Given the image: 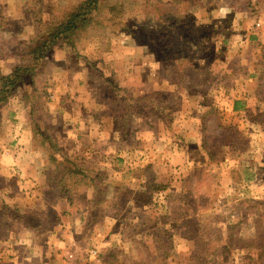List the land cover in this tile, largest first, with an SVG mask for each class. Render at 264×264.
Returning a JSON list of instances; mask_svg holds the SVG:
<instances>
[{
  "label": "rangeland",
  "instance_id": "374dc122",
  "mask_svg": "<svg viewBox=\"0 0 264 264\" xmlns=\"http://www.w3.org/2000/svg\"><path fill=\"white\" fill-rule=\"evenodd\" d=\"M79 1L25 0L21 6L1 5L6 18H23V27L14 25L13 30L30 27L38 32L40 18L61 16ZM123 1L131 30L128 25L110 37L84 41L77 51L64 44L68 49L64 53L62 44L57 46L31 85L36 90L33 99L28 96L27 100L21 90L0 106V264L17 249L20 230L27 226L39 227V241H46L54 227L59 235H65L64 230L77 235L78 230V238L69 245V264H81L94 251L98 254L94 264H201L200 256L206 264H264L258 250L264 238V85L251 118L240 127L233 123L225 92L234 76H242L247 60L234 52L251 47L248 0H188L186 4L162 0L187 22L177 32L155 16L147 20L146 0ZM254 15V29L264 32V7ZM219 33H226L228 39ZM13 35L11 39L0 36V70L5 75L30 42L22 39L23 34ZM253 45L264 50V40H254ZM58 48L61 52H56ZM257 67L259 83L264 52ZM155 74L160 81L177 84L176 88L171 93H153L158 87L150 75ZM247 84L250 92L251 84ZM186 93L192 100L185 104ZM199 96L203 99L196 103ZM186 113L195 118L193 131L181 137L175 134V125L181 130ZM219 113L228 119L219 120ZM165 114L170 116L168 122L148 118L164 120ZM34 120L44 122L48 134L80 166L94 169L97 185L82 184L64 193L48 179L33 185L17 172L22 162L30 161L39 168L34 170L35 177L40 178L41 172L48 175V156L34 148ZM166 125L169 133L164 132ZM234 125L242 133L231 136L222 129ZM20 134L22 143L29 140L31 152H11ZM214 138L223 148L214 151L223 152L220 160L197 171L187 163L176 167L179 157L170 155L175 149L178 154L183 148L192 152L193 145L204 139L209 146L215 145ZM102 147L108 150L106 160L104 155L92 157L86 151ZM233 168L242 183L230 178ZM140 178L177 183L150 196ZM36 191L51 203L44 215L23 199ZM19 195L22 198L16 203L7 200ZM230 226L234 227L230 230ZM232 233L235 246L223 255Z\"/></svg>",
  "mask_w": 264,
  "mask_h": 264
},
{
  "label": "trees",
  "instance_id": "16d2710c",
  "mask_svg": "<svg viewBox=\"0 0 264 264\" xmlns=\"http://www.w3.org/2000/svg\"><path fill=\"white\" fill-rule=\"evenodd\" d=\"M174 1L186 4L188 0ZM254 4L260 5L262 1L258 3V0H255ZM125 9L123 0H81L76 4L73 3V5L61 16H53L48 20L40 18L38 21L40 32L38 31L39 33L32 37L29 44L21 50L18 63L11 73L5 75L0 70V106L8 103V101L21 90L24 91L23 94L27 100H29L28 96L33 99L32 96L35 95L36 90L31 88V85L33 84L34 86L36 78L42 73L41 70L47 67L48 60L57 46L67 44L72 47L74 51H77L79 44H83L84 41L100 38L102 36L110 37L109 35L112 32L113 35L115 32L122 30L128 25L131 30L132 26H130L129 23L126 24L130 19L126 16ZM144 9L146 11L145 15L147 20L153 19L155 16V18H158V22L162 23L163 26L169 28L171 31L177 32L182 24L187 25V22L184 21L181 16L176 17L170 12L167 5L163 3L162 0H146ZM251 9L254 13V11L259 12L261 8L251 7ZM1 17L2 12H0V19ZM132 33L134 34L135 32ZM186 38H188V36H186ZM194 45L196 48H199L196 42H194ZM263 77L264 70H261L258 74L259 85L257 96L259 89H262L264 85ZM32 107L34 106H30L31 111ZM138 114H140L139 117L147 116L146 113L142 112H138ZM32 125V139L35 143V150L38 151L42 149L48 156V162H45L46 171L48 172V181L54 182L64 193H71L72 187H78L82 184L97 185V175L93 172L94 169L80 166L76 159L64 152L56 140L48 134L44 122L42 123L41 121L34 120ZM222 129L225 132H229L231 136L240 134L236 128L231 126H223ZM208 137L213 138L214 136L208 135ZM213 141L215 145L207 147L212 150L210 151V155L216 160L220 158L223 152H221V154H215L214 151H221L223 148H221L222 146H218L216 138H214ZM253 177L254 176L248 178V180ZM233 179L241 181V178L238 179L235 175ZM164 187L165 186H161V184H156L155 190L162 191ZM233 227L234 226H230V230ZM26 229L36 230L37 228L27 226ZM234 238L232 233L231 238L223 249V255L227 253L231 247L235 246L232 242ZM263 241L264 238L262 239V244L258 247V250L261 252L259 255L260 258L264 255ZM216 251H212V253H216ZM207 253L208 252H205L204 254L207 256ZM199 258L200 260L202 259L201 264H206L204 263L203 256ZM178 264H182V262Z\"/></svg>",
  "mask_w": 264,
  "mask_h": 264
},
{
  "label": "crops",
  "instance_id": "0c3cea01",
  "mask_svg": "<svg viewBox=\"0 0 264 264\" xmlns=\"http://www.w3.org/2000/svg\"><path fill=\"white\" fill-rule=\"evenodd\" d=\"M25 0H6L5 2H3V0H0V12L3 13V16L0 19V36L4 37V39H11L13 38V34H16L17 36H21L23 34L24 37H22V39L29 41L32 37H34L38 32L36 31L35 28L30 29H22L23 24H25L23 22V18H21L20 16L18 17H8L6 18L5 15V10L3 9L2 5H6V4H11V5H15V6H21L22 2ZM3 2V4H2ZM261 1L258 0V3H260ZM255 0H248V46L250 44V48L242 51V49H238L236 50L234 53H236L237 55H241L242 57H244L245 59H247L244 63V67L242 69V76L236 75L234 76V79H232L233 81L231 83L226 84V88H225V92L226 95L229 96V105H230V113L233 115L232 119H233V123L235 125H237L238 127H240V125L244 122H248V117L251 115V111L253 109V107L257 106V89H258V81L255 79L256 77V72L258 70L257 67V63L260 60V58L263 55L264 50H261L259 47H256L257 45H253L254 40L260 41V40H264V32L260 33L258 31H256L254 29V25H255V20L256 17L254 15V13L252 12L251 7L254 8H261L264 7L262 4H254ZM2 4V5H1ZM260 16V14H259ZM260 18V17H258ZM261 19V18H260ZM214 21L220 22L221 20L219 18H214ZM222 23V21H221ZM220 23V24H221ZM38 24V22L36 23ZM21 26L20 28L13 30V26ZM30 25L35 26L34 23H30ZM36 27V26H35ZM221 35H225L224 37L227 38L226 33H219ZM260 38V40H259ZM17 39H21V37L17 38ZM60 50L63 51L64 53H67V47L62 44L60 46ZM59 48L57 49L56 52L60 51ZM60 51V52H61ZM55 60L57 61V58L55 57ZM18 63V62H17ZM14 64V67L17 65ZM82 65V64H81ZM14 67H12L11 71L14 69ZM11 73V72H10ZM153 76V80L154 78H156V82H154L158 88H154L153 93L157 92V91H163L165 93H171L172 89L176 88L175 83L169 82V81H160L159 78L157 77V75H150ZM169 80V79H166ZM239 81H241L242 83H240ZM251 84V91H248V84ZM53 91V90H52ZM242 93H244V95H242ZM152 94V93H151ZM150 95V94H149ZM199 99H203L201 98V96H199L196 100V103H199ZM183 101H185V104L187 101L192 100L190 95L186 93V96L182 99ZM183 104V105H185ZM164 108H170V106L168 104H164ZM186 107H188V104L186 105ZM171 110V108H170ZM182 110V109H181ZM212 110V108L210 109V111ZM209 112V111H208ZM207 112V113H208ZM205 115V114H204ZM220 115V117H219ZM218 117L220 119H228L225 117L224 114H220L219 113ZM182 116H184L183 118L185 120H183L180 124L181 130H178L177 128V124L176 126V133L175 134H179L181 137L184 135L183 133H187V132H191V125L195 118L194 116H188V114H182ZM142 117H146V116H142ZM164 120L160 117H156V116H149L148 118H154L155 122L159 121L161 123H163L162 121L168 122V118L170 117L167 114H165L164 116ZM147 118V117H146ZM187 118V119H186ZM245 118V119H243ZM251 118V116H250ZM141 119V118H139ZM160 119V120H159ZM162 120V121H161ZM167 124V123H166ZM234 125L233 128H236L240 133H242L240 131L239 128H237ZM164 128V132L165 133H169L168 129ZM172 126L174 127V125L172 124ZM193 131V130H192ZM167 135V134H166ZM22 138H24V135L20 134L16 139H14L13 144L17 145L16 147H13L12 151L14 150L18 151V150H22L23 152H31L32 148L30 147V142L29 140L26 141L24 143H22ZM202 141V140H201ZM159 143V141L157 142ZM206 139H204V141L200 143H198L197 145H193V150L192 152H188V150H184V148L182 150H180V153L178 154L177 149H175L173 152V154H170L171 156H173L174 154L178 155L179 160L177 162H174V164L176 165V167H183L186 163L188 164V166L190 168H193L194 170H200L203 169L204 167L208 166L210 164V162L214 161L215 159L212 158V156L210 155V151H212L211 149H208L207 145H206ZM118 148V152L123 153L124 149L122 147H117ZM182 148V147H181ZM178 148V149H181ZM152 149V148H150ZM19 151V152H20ZM87 153H90L93 156L95 155H104L103 159L106 160L105 155L107 154V148H101V151L97 150V148H90L88 150H86ZM167 155L168 153H170L169 149H166ZM105 153V154H104ZM215 153V152H214ZM9 154V152H8ZM164 157H165V152H163ZM217 154V152H216ZM107 156V155H106ZM118 156V153H117ZM158 157H160V154H158ZM183 157L185 159L186 162L183 161ZM216 160H220L216 159ZM103 163V162H102ZM101 163V164H102ZM159 163H161L159 161ZM162 164V163H161ZM106 165V164H105ZM171 164L166 163V166H170ZM172 166H170V168H172ZM34 170H39V168L36 166V164L34 162H30V161H25L22 162L20 164V167H18V173L22 174V176L25 178L27 177L29 183H32L33 185H38L40 182L46 180L47 178L43 176V173L41 172V176L40 178H37L34 176ZM237 171L236 168H233L231 170L232 173V177H230L234 182L236 183H242V179L241 181H236V179L234 180V175L233 173ZM15 172V170H14ZM46 176V175H45ZM140 181L142 182V184L144 185L146 191L148 194H150V196H152L151 194H156L157 193H161V192H165L168 188L171 187V185L173 186V184H176L177 181L176 180H172L169 182V184H166L162 181H159L158 179H148L145 180L143 178H140ZM176 181V182H175ZM28 182H26L27 185H29ZM156 184H161V186H165L164 190L162 191H156L155 187ZM19 185V184H18ZM20 186V185H19ZM21 188V187H20ZM27 196L23 195V199H25L24 201H26L28 204L32 205L34 207V210L40 209L39 211H37V214L39 215H44L48 212V210H50L52 208L51 203L45 201L46 197H42V195H40V193H38V191H36V193L32 194H26ZM29 196H31L32 198H29ZM22 196L19 195L17 197H12L11 199H7L8 201H10L11 203H16L15 201H17L18 199H21ZM41 212V213H40ZM58 227H54L51 231L49 230L48 233V239L46 241H39V232L38 229L39 227H37L36 230H20L21 234H22V238L20 237V242H18V246L16 250L11 251L10 255H6L2 261V264H69L67 263V257L69 254L72 253V250L70 249L69 245L73 244V241L75 239L78 238V230L76 231L75 234L77 235H73L72 232H68L64 230V234L65 235H59L55 230ZM64 228H60V231H62ZM41 232V230H40ZM24 234V235H23ZM28 237V238H27ZM74 246V245H73ZM7 251V250H6ZM178 264V263H177Z\"/></svg>",
  "mask_w": 264,
  "mask_h": 264
},
{
  "label": "built area",
  "instance_id": "2783aa9c",
  "mask_svg": "<svg viewBox=\"0 0 264 264\" xmlns=\"http://www.w3.org/2000/svg\"><path fill=\"white\" fill-rule=\"evenodd\" d=\"M98 254L97 252H92L88 259L83 260L81 264H94L97 261Z\"/></svg>",
  "mask_w": 264,
  "mask_h": 264
}]
</instances>
